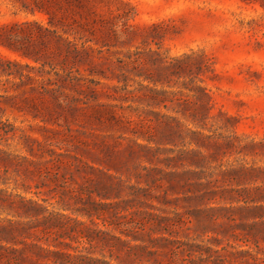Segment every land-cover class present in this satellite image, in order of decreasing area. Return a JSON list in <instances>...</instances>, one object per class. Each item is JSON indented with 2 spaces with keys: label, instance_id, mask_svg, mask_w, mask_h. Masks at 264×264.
<instances>
[{
  "label": "rangeland",
  "instance_id": "rangeland-1",
  "mask_svg": "<svg viewBox=\"0 0 264 264\" xmlns=\"http://www.w3.org/2000/svg\"><path fill=\"white\" fill-rule=\"evenodd\" d=\"M90 1L49 25L0 0L30 66L0 72V226L93 264H264V0Z\"/></svg>",
  "mask_w": 264,
  "mask_h": 264
},
{
  "label": "trees",
  "instance_id": "trees-1",
  "mask_svg": "<svg viewBox=\"0 0 264 264\" xmlns=\"http://www.w3.org/2000/svg\"><path fill=\"white\" fill-rule=\"evenodd\" d=\"M33 4L31 7H27L26 5H23L25 9H27L29 12L34 13L35 11L43 12L47 15V22L49 25H52L55 23L53 18L56 16V12H61V9L63 8H70L72 5L76 6H83L86 7V4L92 3V1L87 0L88 2H85V0H30ZM74 2V3H73ZM24 24H36L40 29L43 31H50L53 32L51 29H49L46 26L40 25L36 20H30L25 21ZM14 25H18L17 23H14ZM63 38V46L58 47L60 52H63V57H69V56H75L78 51L76 46H74V42L72 40H69L67 37L59 36ZM16 35L13 33L7 32L4 26H0V44L7 46L9 48H15L14 40ZM59 46V45H58ZM20 54L23 56H29L33 58L34 61L39 60L38 57H32L33 55H30L26 51H23L24 49H19ZM177 61L179 59L176 58ZM29 67L28 64H22L18 60L14 59H8L0 57V72L5 73L6 75H13L16 76H23L21 72H18L16 69H12V67ZM64 78L65 76L68 77L69 75L63 74ZM26 77H31L28 74H25ZM12 129H9V124L5 122L0 121V137H7L8 133L11 132ZM30 152V149H27ZM3 154L9 155V153H6L4 150L0 148V159L3 158ZM28 163L35 162L28 158L24 157ZM9 162H11L9 160ZM33 207H39V204L32 202ZM23 231H25L23 229ZM17 232H21V230L18 227L14 226H0V239L7 242V246L4 244H0V264L3 262L14 264L13 262H18V260H25L26 264H93L94 262H97L95 259L83 257L80 254L76 253H70L67 251H62L59 249H50L49 247L43 246L37 242H35L33 239H24L23 237L20 239L16 238ZM27 238H31L30 235L26 236ZM63 244V241L61 242ZM16 244H20L19 247L14 246Z\"/></svg>",
  "mask_w": 264,
  "mask_h": 264
}]
</instances>
